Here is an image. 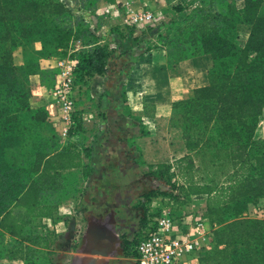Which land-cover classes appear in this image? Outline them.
<instances>
[{
  "label": "trees",
  "instance_id": "trees-1",
  "mask_svg": "<svg viewBox=\"0 0 264 264\" xmlns=\"http://www.w3.org/2000/svg\"><path fill=\"white\" fill-rule=\"evenodd\" d=\"M222 1V6L215 0L207 6L202 2L190 23L178 29L182 44L188 46L177 60L205 55L208 83L197 87L193 98L173 105L189 153L177 161L168 180L172 185L174 177L182 179L188 197L207 198L204 217L213 224L214 243L201 264H264V216H250L261 201L264 213V139L257 133L264 116V0H244L242 6ZM175 10L182 12L185 6ZM72 13L63 0H0V228L15 237V258L23 257L27 248L33 256L35 248L48 245L38 232L22 231L29 217L40 215L46 163L67 168L74 155L63 151L48 161L56 142L41 132L47 110L39 108L31 120L26 118L30 74L38 66L16 65L13 50L39 35L47 55L56 56L74 35L71 26L60 27L57 21ZM49 19L52 27L46 26ZM240 25L250 26L243 45ZM80 54L83 83L87 75L107 70L112 51L94 42ZM158 194L167 192L148 197ZM16 208L20 211L13 214Z\"/></svg>",
  "mask_w": 264,
  "mask_h": 264
},
{
  "label": "crops",
  "instance_id": "crops-1",
  "mask_svg": "<svg viewBox=\"0 0 264 264\" xmlns=\"http://www.w3.org/2000/svg\"><path fill=\"white\" fill-rule=\"evenodd\" d=\"M122 1L99 0L98 12H105ZM166 2L160 0L161 8ZM245 26L248 25H242ZM248 28L250 34V26ZM109 41H119L120 45L128 47V58L113 59L112 55L107 70L89 80L87 89L95 103L89 108L84 131L72 137L64 134L65 124L59 107L47 92L52 82L45 73L56 71L58 81L60 59L47 55L39 35H33L13 50L16 65L35 63L38 66L30 74L32 92L26 118L31 120L39 108L47 110L48 118L41 132L56 142L48 161L63 151L74 155L72 166L67 168L46 163L40 215L29 217L30 222L22 231L24 235L39 230L38 233L48 240L47 246L37 247L42 251L50 250L59 232L63 238L57 244L64 245L57 254L59 264H76L79 255L99 257L101 253L94 250V244L97 239L98 243H104L100 235L105 233L116 238L124 235L129 242L126 249L129 254H121L118 258V253H114L109 256L111 264H136L131 242L143 223L147 208L142 198L168 190L171 186L168 179L176 172L177 161L189 153L183 128L174 120L173 105L193 98L194 90L208 83L206 68L196 57L173 60L167 48L158 44L145 59L137 56L142 49L134 40L130 42L113 34L102 40V44H108L111 49L115 45ZM114 49L119 52L123 48ZM263 123L264 116L257 129L262 138ZM75 205L77 208L73 210ZM188 206L192 213L187 220L194 222L197 212L204 214L207 210V198H194ZM253 210L250 216L263 217V201ZM19 211L16 208L13 214ZM67 212L74 213L68 215ZM2 218L0 215V220ZM203 220L201 232L193 235L198 249L185 257L186 264H201L200 258L214 243L213 224L209 216ZM91 228L94 229L89 233ZM0 229L13 237L7 230ZM81 231L86 239L85 253L74 252L70 246L79 240ZM71 254L75 257L66 262Z\"/></svg>",
  "mask_w": 264,
  "mask_h": 264
},
{
  "label": "rangeland",
  "instance_id": "rangeland-1",
  "mask_svg": "<svg viewBox=\"0 0 264 264\" xmlns=\"http://www.w3.org/2000/svg\"><path fill=\"white\" fill-rule=\"evenodd\" d=\"M63 1L73 10V13L64 19H59L57 23L60 27L71 26L74 30V35L72 41L66 44L68 46L59 51H55L56 57L62 62L59 67L60 79L56 81V71H47L45 73L46 78L52 82L48 85L47 92L51 96V99L57 102L55 90L68 75L63 71L65 69L71 71L74 76H76V78L73 79L75 86L72 88L71 93L72 99L75 101V107L84 109L87 113L89 112L88 107L90 103L88 99H86V96L83 95V86L79 85L82 83L81 77H83L85 73L81 68L82 55L80 54V50L82 48H89L94 42L102 44V40L117 33L122 39L127 38L130 42L135 41V43L140 46L142 50L138 52V57L141 56V58L145 57V59H148L151 55L152 47L154 45L163 44L167 48L170 58L177 60L180 58V50L182 47L188 46L182 44L184 36H180L178 31L179 27L186 26L190 23L197 8L201 7L202 2L204 6L209 5L210 2V0H170V3L166 2L167 5L161 8L160 0H124L118 5L110 6V9H107L105 12L99 13L97 9L98 0ZM231 1H235L239 6L244 4V0ZM215 2L217 6H222L221 4L224 3L222 0H215ZM180 4L185 6V10L182 12L175 10V7ZM261 14L264 15V4L261 9ZM46 26H53L51 19L48 21L46 20ZM239 31V43L243 45L249 37V28L248 26L242 27V25H240ZM76 35L81 37L75 38ZM48 39H51L50 34ZM110 42L111 41H109V43ZM111 43L115 45L112 47L113 49L111 48L112 55H114L113 59L128 58V47L125 48L123 45H120L119 41H112ZM85 44H87V46ZM120 46L123 49L119 52L115 51L114 48H120ZM50 47L54 50L52 43ZM193 48L195 47L192 46V49ZM196 58L203 66L207 67L208 59L205 55H198ZM88 82L84 81L83 83L88 85ZM87 95L89 100L93 101L94 98L90 97L91 95L89 96L88 89ZM261 133L264 134V123ZM259 136L262 138L260 133ZM76 206L77 205L72 207L73 210H76ZM73 213L70 214L67 212L68 215H72ZM38 231L37 229L35 230V232ZM56 231L57 227L55 226V232ZM62 238L63 236H61L59 232H56V236L52 240V244L49 248L50 250L42 251L40 248H35V255L30 256L29 249L27 248L23 257L15 258L12 257V250L17 243L16 240L0 229V264H59L60 262L57 258V254L64 245L60 243L57 244V242ZM85 242L84 232L81 231L79 240H76V242H73L70 246L74 252L85 253ZM128 246L127 243V247ZM128 252L125 251L122 256L127 255ZM74 257L75 255H68L66 262H71ZM122 262L124 263L125 260L122 259Z\"/></svg>",
  "mask_w": 264,
  "mask_h": 264
},
{
  "label": "built area",
  "instance_id": "built-area-1",
  "mask_svg": "<svg viewBox=\"0 0 264 264\" xmlns=\"http://www.w3.org/2000/svg\"><path fill=\"white\" fill-rule=\"evenodd\" d=\"M63 72L68 75L55 90L56 104L60 107L65 124L64 134L72 137L84 131L88 113L75 107L72 99L73 79L76 76L67 69ZM91 78L87 75L85 80L88 82ZM79 85L83 86L82 92L90 103L89 109L95 101L89 100L87 85ZM172 183L166 195L142 198L147 208L131 245L136 264H186L185 257L198 249V241L193 235L204 227V214L197 212L193 223L187 220L192 213L188 205L197 196L188 197L182 179L174 177Z\"/></svg>",
  "mask_w": 264,
  "mask_h": 264
},
{
  "label": "flooded vegetation",
  "instance_id": "flooded-vegetation-1",
  "mask_svg": "<svg viewBox=\"0 0 264 264\" xmlns=\"http://www.w3.org/2000/svg\"><path fill=\"white\" fill-rule=\"evenodd\" d=\"M135 239V237H134ZM131 245L133 244V241ZM127 243L129 242L125 239L124 235H120L119 237H115L113 235H109V239L104 241L100 246H95L94 249L98 250L101 254L97 258H93L92 256H83L79 255L76 259V264H111V258L109 256L114 253H118L119 256L125 253L127 249ZM103 252H109L107 256L102 255Z\"/></svg>",
  "mask_w": 264,
  "mask_h": 264
},
{
  "label": "water",
  "instance_id": "water-1",
  "mask_svg": "<svg viewBox=\"0 0 264 264\" xmlns=\"http://www.w3.org/2000/svg\"><path fill=\"white\" fill-rule=\"evenodd\" d=\"M93 229H94V228L89 229V233H92ZM103 233H104V232H103ZM100 236H101V242H104V240H105L104 238L109 239V236H108V234H106V233L103 234V235H100ZM100 245H101V243H98V239H97L96 242H95V244H94V247H95V246L97 247V246H100ZM94 250H95V249H94ZM95 252H96V251H95ZM108 253H109V252H103L102 255L107 256Z\"/></svg>",
  "mask_w": 264,
  "mask_h": 264
}]
</instances>
